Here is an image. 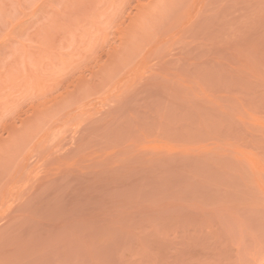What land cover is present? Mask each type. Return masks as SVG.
Segmentation results:
<instances>
[{
  "label": "rangeland",
  "instance_id": "374dc122",
  "mask_svg": "<svg viewBox=\"0 0 264 264\" xmlns=\"http://www.w3.org/2000/svg\"><path fill=\"white\" fill-rule=\"evenodd\" d=\"M0 264H264V0H0Z\"/></svg>",
  "mask_w": 264,
  "mask_h": 264
}]
</instances>
